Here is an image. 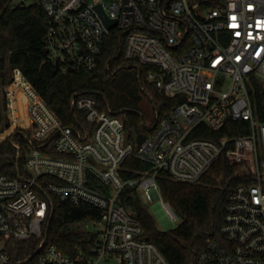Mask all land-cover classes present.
I'll return each mask as SVG.
<instances>
[{
  "label": "built area",
  "instance_id": "2783aa9c",
  "mask_svg": "<svg viewBox=\"0 0 264 264\" xmlns=\"http://www.w3.org/2000/svg\"><path fill=\"white\" fill-rule=\"evenodd\" d=\"M29 5L44 12L45 60L59 72L94 71L105 38L116 33L122 57L147 66V81L177 102L145 127L151 131L136 144L126 138L123 119L108 103L87 92L72 95L71 108L81 115L64 125L13 69L1 88L10 131L0 142L8 140L17 153L15 174L0 173V264H10L11 239L39 240L34 264H170L144 239L126 198L135 193L159 201L153 207L172 224L177 215L162 199L157 176L196 182L223 151L230 162L244 161L254 182L230 191L222 238L207 239L194 264H264V121L256 119L249 92L254 81L264 88V0L8 3ZM106 20L114 25L108 27ZM228 119L247 121L248 131L217 141L192 137L200 124L219 131ZM129 155L145 168H126ZM53 200L97 210L75 224L88 235L74 254L47 241Z\"/></svg>",
  "mask_w": 264,
  "mask_h": 264
},
{
  "label": "trees",
  "instance_id": "16d2710c",
  "mask_svg": "<svg viewBox=\"0 0 264 264\" xmlns=\"http://www.w3.org/2000/svg\"><path fill=\"white\" fill-rule=\"evenodd\" d=\"M9 1L0 0V132L8 126L1 88L8 82L15 68L34 86L64 125L74 124L77 116L81 115L71 108L72 95L75 92H87L100 103L106 101L111 110L123 119L128 140L133 141L129 129L136 130L137 143L151 130L143 127L137 112L111 102V92L107 88L115 81L116 75L124 71V76L137 82L148 95L155 113L154 123L176 104L177 99L165 97L147 81V66L122 57L121 41L116 33L105 38L98 56V66L94 71L73 74L59 72L53 64L45 60L42 53L45 29L42 8L38 5L10 8ZM249 92L256 119L264 121V88L254 81ZM247 131V121L228 119L219 131L200 124L193 130L192 137L217 141L222 136H238ZM16 137L15 134L13 141L17 140ZM135 143L134 145L137 144ZM16 153L8 140L0 142V173L15 174L13 163ZM22 164V158L18 159L20 168ZM124 166L136 170L145 168L134 155H129ZM128 175L135 176L131 173ZM252 182L254 179L245 162H230L223 151L196 182H181L165 175L157 176L162 199L180 219L176 227L158 229L151 213L135 193L126 198L125 206L142 225L144 239L153 242L170 264H194L196 254L203 249L207 239L222 238L220 226L230 191L238 184ZM52 205L53 214L47 231V241L56 243L65 253L74 254L75 246L82 244L88 235L76 229L75 224L94 217L97 210L89 204L71 205L56 200L52 201ZM38 244L39 240L11 239L8 247L10 264H34ZM30 255L33 257L21 262Z\"/></svg>",
  "mask_w": 264,
  "mask_h": 264
},
{
  "label": "rangeland",
  "instance_id": "374dc122",
  "mask_svg": "<svg viewBox=\"0 0 264 264\" xmlns=\"http://www.w3.org/2000/svg\"><path fill=\"white\" fill-rule=\"evenodd\" d=\"M114 80L115 81L109 84L107 88V90L111 92V102L114 105L120 104L123 107L137 112L142 119V125L144 128L151 126L155 120V113L152 102L148 95L140 88L137 82H132L127 77H125L124 71L118 73ZM8 131H10L9 128H3L0 132V137ZM141 201L151 213L158 229L167 230L169 228H174L177 226V224H179L180 219L178 216H176V218L172 221V224L162 220V218H165L164 213L160 210L157 212V208L153 207L159 203V201L149 202L144 196L141 197Z\"/></svg>",
  "mask_w": 264,
  "mask_h": 264
},
{
  "label": "water",
  "instance_id": "95a60500",
  "mask_svg": "<svg viewBox=\"0 0 264 264\" xmlns=\"http://www.w3.org/2000/svg\"><path fill=\"white\" fill-rule=\"evenodd\" d=\"M106 23H107V25H108V27H112L113 25H114V22H111V21H108V20H106ZM45 49L43 48L42 49V53L43 54H45ZM129 133L131 134V136H132V138H133V141L134 142H137V133H136V130L134 129V128H131V129H129ZM48 224H49V222H48ZM37 250H38V248L35 250V253L37 252ZM33 256L32 255H30L28 258H26V259H24L23 261H21V262H25V261H28L30 258H32Z\"/></svg>",
  "mask_w": 264,
  "mask_h": 264
}]
</instances>
